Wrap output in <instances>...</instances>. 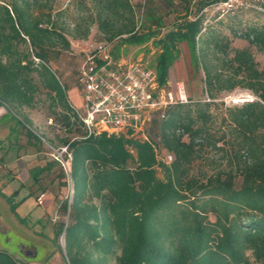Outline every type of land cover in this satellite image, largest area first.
Segmentation results:
<instances>
[{
	"label": "trees",
	"instance_id": "obj_1",
	"mask_svg": "<svg viewBox=\"0 0 264 264\" xmlns=\"http://www.w3.org/2000/svg\"><path fill=\"white\" fill-rule=\"evenodd\" d=\"M223 1L183 0L184 15L162 33L160 21L156 30L141 29L130 0H94L95 22L109 34L104 41H156L161 87L166 88L182 42L192 48L195 69L204 72L209 101L188 99L156 113L147 139L131 132L88 136L69 89L48 65L52 54L71 49L50 8H35L29 0L0 4V102L30 107L43 92L74 135L60 141L72 156V200L60 207L68 223H59L54 233V240L64 236L65 264H264V70L251 47L231 52L217 34L206 35L202 13ZM256 8L264 14V3ZM88 36L89 29L80 38ZM243 36L264 54V23ZM237 88L258 100L229 108L226 129L215 130L214 101ZM212 151L225 167L193 174ZM168 155L170 163L164 160ZM0 264L23 263L0 250Z\"/></svg>",
	"mask_w": 264,
	"mask_h": 264
},
{
	"label": "rangeland",
	"instance_id": "obj_2",
	"mask_svg": "<svg viewBox=\"0 0 264 264\" xmlns=\"http://www.w3.org/2000/svg\"><path fill=\"white\" fill-rule=\"evenodd\" d=\"M9 1L0 0V4L6 5ZM29 1L36 5L35 8H50L52 22L71 42V49L52 54L48 65L61 84L69 89L72 105L85 115L81 90L75 81V70L82 59L75 53L72 43L102 41L109 36L95 22L94 0ZM191 1L194 4L199 0ZM130 3L138 25H143L141 29L145 31L156 30L157 21H160L162 33H165L173 28L175 17L184 15L185 11L183 0H130ZM223 3H213L203 11L206 35L217 34L229 45L231 52L251 47L259 69L264 70V54L250 46L243 36L250 27L264 23V14L256 8L261 2L234 0L232 6ZM88 29V38H80ZM122 39L114 40L115 56L127 61L142 57L149 68L156 71L160 50L153 38L138 45L125 44ZM18 47L21 52L26 50L23 45ZM227 74L232 75L233 71L228 70ZM32 77L38 84L36 75ZM204 79L203 70L197 71L194 67L190 44L182 42L180 57L171 67L166 89L174 91L177 84L182 83L188 99L208 102ZM254 100H258L257 97L243 88L218 94L211 107L214 129H226L223 118L229 108ZM59 118L60 109L52 108L43 92L35 95L30 107L0 102V250L23 264H65L64 236L54 240V233L59 223H68V215L61 212L60 207L67 200L71 202L73 184L70 158L61 150L65 146L60 141L74 135L66 132ZM204 157L195 165L193 174L213 173L215 168L226 165L216 152H207Z\"/></svg>",
	"mask_w": 264,
	"mask_h": 264
},
{
	"label": "built area",
	"instance_id": "obj_3",
	"mask_svg": "<svg viewBox=\"0 0 264 264\" xmlns=\"http://www.w3.org/2000/svg\"><path fill=\"white\" fill-rule=\"evenodd\" d=\"M233 1L225 0L223 4L232 6ZM255 1L264 3V0ZM114 43L104 40L72 43L75 53L82 59L77 79L85 115L74 105L72 107L88 136L131 132L136 138L147 139V130L156 113L188 102L186 88L182 83L177 84L174 91L161 87L157 71L149 68L142 57L127 61L115 56ZM61 150L71 161L67 147ZM165 159L167 163L173 160L171 155Z\"/></svg>",
	"mask_w": 264,
	"mask_h": 264
}]
</instances>
